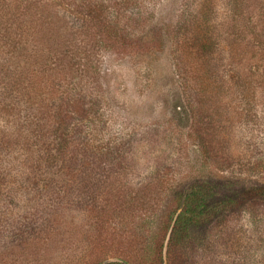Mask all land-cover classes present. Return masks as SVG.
Listing matches in <instances>:
<instances>
[{
    "label": "rangeland",
    "instance_id": "rangeland-1",
    "mask_svg": "<svg viewBox=\"0 0 264 264\" xmlns=\"http://www.w3.org/2000/svg\"><path fill=\"white\" fill-rule=\"evenodd\" d=\"M147 3L145 14L150 17L131 28L140 40L128 44L117 39V43L114 36L90 29L75 40L80 53L77 59L69 64L61 57L49 63L54 75H60L62 70L71 73L66 83L69 86L59 82H63L62 78L52 83V75L47 76L48 84H40L38 66L32 58L30 85L21 88L28 86L49 100L45 91L50 89L54 91L53 98L63 102L67 96L81 92L87 102H95L96 115L84 118L86 110L67 119V138L58 150L91 151L104 144L113 154L118 153L112 161L120 165L118 182L142 185L156 171L167 169L163 179L169 182L168 186L147 197L141 192L139 195L137 187L133 192L129 187L113 193L109 190L98 197L101 189L98 191L97 185L113 183V177H97L91 182L81 174L83 183L91 182L94 187L90 192L92 203L90 198L82 197L80 204L72 207L71 193L76 196V184L70 183L79 178V173L65 172L66 184L58 185L67 188L59 202H54L60 203L58 207H53L51 198L45 197L48 189L34 183L29 149H20L24 142L29 146L34 140L30 139L31 134H21L16 128L19 116L23 117V112L16 114L17 107L24 110L26 105L16 98L20 92L2 97L0 89L2 104L16 106L15 113L11 109L8 117L0 112V264H97L101 258L96 246L113 250L120 245L119 240L112 242L105 234H97L98 216L109 221L120 217L130 221L128 218L134 215L137 221L147 218L154 222L151 231H155L172 197L170 186L229 178H241L250 186H264V0ZM61 8L58 10L65 12ZM184 41L192 45V59L186 58L192 62V76L197 70L194 64L199 63L211 79L210 91H217L213 88L217 85L222 88L216 100L203 99L198 104L193 92L184 89L178 67L182 64L180 46ZM14 65L15 69L22 68L25 63L20 57H12L2 71L12 72ZM74 82L77 85L71 84ZM209 116L217 120L214 131L206 129ZM84 133L92 142L88 148L83 144ZM45 136V131L36 134L37 140ZM133 197L138 201L149 197L148 205L137 201L133 202L136 209L132 208ZM140 225L143 230L148 228L145 222ZM226 225L231 238H220L214 225L202 227L197 241L186 245L184 252L176 251L181 256L178 262L264 264V204L248 206L228 219ZM170 233L171 230L164 243L165 264H169ZM120 262L108 258L98 264Z\"/></svg>",
    "mask_w": 264,
    "mask_h": 264
},
{
    "label": "trees",
    "instance_id": "trees-1",
    "mask_svg": "<svg viewBox=\"0 0 264 264\" xmlns=\"http://www.w3.org/2000/svg\"><path fill=\"white\" fill-rule=\"evenodd\" d=\"M185 1L189 2L190 0ZM145 4H148L147 0H0V60L2 61L0 64L2 77L0 79V89L4 93L1 96L14 95L15 92L21 94L15 96L18 101L24 102L26 106L24 110L22 109L23 111L20 110V106L17 107L16 114L18 112L22 114L23 112V117L19 116L20 119L16 122V128L21 131V134H31L30 139L34 140L29 146L27 141L26 145L24 142L20 149H29L28 158L35 170L34 183L39 188L48 189L45 197L47 199L51 198L53 207H58L60 203L54 202H59L62 191L67 188L58 185L66 184L65 172L67 174L79 173V178L76 177L70 183L72 186L76 184L74 186L76 196L73 192L71 193L74 196L70 201L72 207L80 204L79 200L82 197L90 198L88 201L92 203L93 195L91 196V193L94 187L91 182L92 179L94 180L97 177H103L104 179L113 177L111 180L114 181L113 183L108 182V184L102 182L100 186L97 185L98 191L101 189L97 194L98 197L104 196L109 190L113 193L128 187L132 192L137 187L138 194L140 195L141 192L147 197L149 194H156L157 189L164 190V186L169 183L165 181L166 179H163L167 176V169L161 170V172L156 171L155 176L142 185L118 182L117 177H120V175L117 174V171H119L117 166L120 167V165L113 164L118 153L113 154V150L106 149L107 145L104 144L96 146L91 151L84 149L58 150L62 140L67 138V119L75 114L86 113V110L88 112L84 118L90 114L96 115L95 102H87L81 92L73 94L71 98L67 96V101L63 102L61 98H53L54 91L49 89V92L46 90L45 94L50 98V101L28 86L21 88L24 84L30 85L28 74L32 72L29 67V61L32 62V58L38 66L37 73L39 74L40 84H48L47 76L52 75V83L62 78L63 82H59L64 83V86H69L70 84L66 83L71 73L62 70L59 72L60 75H54L48 68L49 63L55 58L61 57L63 58L62 61L69 64L77 59L80 53L75 40L90 29H98L102 34L114 36L117 43V39L123 43L127 41L128 44L140 40V38L134 36L136 34L131 28L134 25H140L142 21L150 17L147 13L145 14ZM61 6L64 7L63 10L65 9L66 13L58 10ZM184 42L180 46L182 48L180 55L182 64H178L184 89L193 92L198 104H201L199 102L203 99L216 100L218 91L222 88L217 85L213 87L217 88V91H210L209 81L211 79L199 63L194 64L197 70H194L195 76H192L190 70L192 62L186 60L187 57L192 59V45L187 44V41ZM196 55L197 53H195ZM12 57L22 58L25 65L22 68L18 66L16 69V65H14L12 72H3L2 66L9 63ZM32 65L31 63L30 66L32 67ZM76 83L78 82L71 84L77 85ZM53 86H56V83ZM225 90L228 92L227 83L225 84ZM32 91L33 93H31ZM15 107H7L5 102L2 104L0 101V112L4 111L7 117L11 109L12 113H15ZM193 115L195 117L194 110ZM209 117L212 119L211 116ZM210 119L207 122L206 129L214 131L217 127V120L215 117L212 120ZM194 122L197 123L195 120ZM38 131L41 133L45 131V138L37 140L36 134ZM94 134L96 133L94 132ZM86 135L88 134L84 133L82 138H85L83 144L88 148L90 145L92 146V142L86 139L89 137V135L87 137ZM88 158H91V162L88 161ZM113 166L117 167V170ZM121 171L123 170L121 169ZM81 174L89 177L91 182L85 181L83 183L80 178ZM170 188L172 189H170L172 197L163 211L162 222L155 231H151V225L154 223L152 220L144 218V220L137 221L135 215L128 218L130 221L123 220L121 217H115L116 220L110 219V221L108 218L104 219L102 215L97 217L99 220L97 234L101 237L105 234L106 239H112V242L115 240L120 241V245L113 250L103 245L96 246L99 247L98 252L101 258L98 263L104 262L108 258H117L121 262L113 264H165L164 243L171 230L167 260L169 264H180L178 260L181 256L176 251L178 249H183V252L186 251L185 246L196 240L198 231L202 227L211 228L214 225L213 230L218 231L220 238H231L228 225L225 227L227 220L242 213L250 205L261 206L264 204V186H250L241 178H229L220 181L211 179L195 180L190 184L180 183L174 185V187L170 186ZM35 193H39V191L36 190ZM51 194L53 197H51ZM148 198H142L141 201L134 197L130 198L132 208L136 209L133 202L137 201L141 204L147 202L148 205ZM144 222L148 226L146 230H143L140 225ZM131 224L133 225L130 227ZM50 232L53 234L52 230ZM208 262L210 263V260ZM85 264H90V262Z\"/></svg>",
    "mask_w": 264,
    "mask_h": 264
}]
</instances>
